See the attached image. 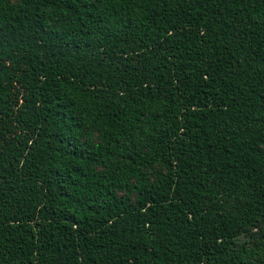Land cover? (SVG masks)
I'll return each instance as SVG.
<instances>
[{"label":"trees","instance_id":"obj_1","mask_svg":"<svg viewBox=\"0 0 264 264\" xmlns=\"http://www.w3.org/2000/svg\"><path fill=\"white\" fill-rule=\"evenodd\" d=\"M0 264H264V0H0Z\"/></svg>","mask_w":264,"mask_h":264}]
</instances>
